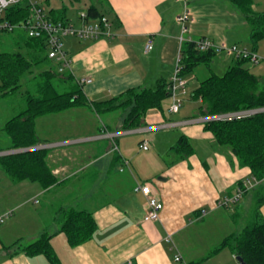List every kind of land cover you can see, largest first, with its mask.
Segmentation results:
<instances>
[{"label": "crops", "instance_id": "0c3cea01", "mask_svg": "<svg viewBox=\"0 0 264 264\" xmlns=\"http://www.w3.org/2000/svg\"><path fill=\"white\" fill-rule=\"evenodd\" d=\"M88 1L89 6L95 4L110 19L112 35L98 40L63 39L71 60L68 73L75 81L93 80L82 86L88 100L105 101L132 88L153 89L161 78L171 80L182 48L176 17L183 10V0ZM188 5L192 40L204 38L217 44L252 45L249 24L229 0H189ZM261 6L254 1L256 11L264 12ZM50 12L51 16L52 13L56 17L66 16L79 24V13L86 11L70 16L69 9L63 6L51 8ZM149 39L153 40L154 48L146 52ZM256 53L264 58V38ZM219 55L209 69L218 64L223 69L233 65L234 58L227 65ZM261 65L254 66H258V75L263 78ZM200 69L201 66L190 74L197 80L196 87H190V75L185 77L188 93L179 112H172L171 101L168 103L165 99L160 109L148 111L140 128L122 129L125 112L118 110L104 114L106 120L94 125L93 132L64 130L49 140L41 135L54 122L62 123L70 116L83 119L94 113L86 109V114L80 108L45 116L51 119L39 118L36 129L43 139L39 145L46 146L47 163L57 182L49 188L28 180L15 183L0 166V197L4 204L0 206V219L12 213L0 222V264H50L42 254L29 256L24 252L15 253L17 247L5 249L17 242L28 245L45 233L52 236L51 244L60 264H184L206 256L211 248L201 256L187 251L181 242L183 235L208 215L222 216L226 211L230 213L227 218H231L240 209L247 211L250 194L234 209L217 208V203L235 193L240 183L245 186L247 182L248 189L257 183L249 169L239 166L232 151L218 145L213 135L205 131V117L196 115L200 102L192 100V92L204 80H199ZM68 112L71 113L66 115ZM69 127L74 129V125ZM127 135H136L140 139L139 149L148 154L141 157L129 150L127 140L122 138ZM182 136L190 140L195 150V154L185 159H180L172 150ZM145 141L147 150L141 148ZM9 144L8 138L0 149ZM142 184L150 185L164 205L159 221L144 222L147 199L136 191ZM60 208L91 213L97 224L93 238L70 246L57 220ZM203 211L207 215L200 219ZM261 211L264 216V206ZM225 249L205 263L239 264L229 249L223 252ZM179 253L182 262L175 260Z\"/></svg>", "mask_w": 264, "mask_h": 264}, {"label": "trees", "instance_id": "16d2710c", "mask_svg": "<svg viewBox=\"0 0 264 264\" xmlns=\"http://www.w3.org/2000/svg\"><path fill=\"white\" fill-rule=\"evenodd\" d=\"M229 1L249 24L253 46L251 52H256L259 42L264 38V12L254 9L253 0ZM62 11L67 9L64 7ZM86 13L89 19L105 16L95 4H91ZM31 15V0H21L4 11V20L15 25L26 21ZM48 17L53 21L71 22L66 16L57 18L55 13L52 16L48 14ZM1 35L9 37L13 49L0 51V97L20 92L24 78L33 73L35 75L31 79L39 81V86L36 92L30 89L24 92L25 109L6 121L1 128L10 144L1 148L0 152L39 145L42 139L37 133L36 121L45 116L80 108L89 109L98 116L122 110L125 112L122 129L131 130L142 127L148 111L160 109L162 102L170 97V81L161 78L153 89L132 88L109 100L90 101L74 77L68 71L60 73L57 65L49 59L44 39L31 38L23 29L6 30ZM196 41L182 44L180 64L184 78L199 66L209 68L218 54L215 50L200 51ZM249 63L256 65L249 58L234 59L233 65L224 75H212L204 79L192 92V100L200 102L196 115L207 117L239 110L264 109V77L253 73L246 66ZM204 129L213 135L218 145L230 148L239 166L251 171L257 185L245 189L243 183L239 184L246 191L232 209L239 206L249 194L253 204L247 211L240 209L233 213L230 219L238 221L245 218V226L240 231L225 235L203 258L186 264L205 263L225 248L235 257H242L247 264H264V216L261 211L264 206V112L243 119L206 122ZM172 150L180 159L195 154L186 136H182ZM0 166L15 183L28 180L49 188L57 182V177L48 166L47 151L44 149L2 156ZM57 215L62 225L61 232L65 233L70 246L81 245L93 238L97 224L91 213L60 208ZM51 237L45 233L28 245L17 242L5 249L10 251L17 247L15 253L24 252L29 256L42 254L50 264H60Z\"/></svg>", "mask_w": 264, "mask_h": 264}, {"label": "built area", "instance_id": "2783aa9c", "mask_svg": "<svg viewBox=\"0 0 264 264\" xmlns=\"http://www.w3.org/2000/svg\"><path fill=\"white\" fill-rule=\"evenodd\" d=\"M21 0H0V34L6 30L12 31L14 29H23L27 32L28 36L31 38H42L45 40L47 45V54L51 61H53L58 68L60 73L65 71H69L71 60L64 49L63 39L67 37H74L77 39H89V40H98L101 38H106L111 36V28L112 23L110 19L106 16L97 18V19H89L88 14L86 12L79 13L78 17L80 20V24L77 26L74 22H62V21H53L48 17L46 13V8L40 6L37 3L31 2V10L32 15L29 19L19 24L11 25L7 21L4 20V11L14 5L17 4ZM184 6L183 10L176 17V22L180 25L181 28V44L185 42L193 41L191 37H189L192 26L190 20V9L188 5L189 0H183ZM197 47L200 51H208L215 50L219 53V51H223L229 57H233L234 59L245 58L258 64L260 62L259 57L256 52L248 51L247 49H240L237 45H228L226 43L217 44L210 39H199L196 41ZM154 48V43L152 39H149L146 45V52L151 51ZM181 56L179 54L177 58V64L174 71V75L170 80V98L173 101V104L170 110L174 113L180 111L182 104L184 102V98L188 93V81L182 77L181 75V64H180ZM92 79L90 78H82L77 79L76 82L80 86H84L86 84L92 83ZM264 112V109H247V110H239L228 113H222L212 116H207L204 118L205 122L210 121H231L236 119H243L250 116H253L257 113ZM46 146H34L27 149H18L13 151H7L0 153V157L10 154H16L25 151L32 150H42ZM141 148L144 150L148 149V143L145 141L142 143ZM249 182V181H248ZM245 189L247 187V182L244 184ZM136 191L141 192L147 199L148 209L146 215L144 216V222H155L160 220V213L162 212L164 205L160 201V199L153 194L150 185L142 184L139 185ZM246 190L238 187L235 193L230 196H226L222 198L217 203V208H225L232 209L235 204H237L243 197ZM12 213H6L1 219L0 222H4L6 218L11 216ZM207 215L206 212H202L200 215V219ZM175 260L178 262H182V255L176 254ZM186 264V263H184Z\"/></svg>", "mask_w": 264, "mask_h": 264}, {"label": "rangeland", "instance_id": "374dc122", "mask_svg": "<svg viewBox=\"0 0 264 264\" xmlns=\"http://www.w3.org/2000/svg\"><path fill=\"white\" fill-rule=\"evenodd\" d=\"M254 1L260 2L262 4L260 8L262 11H264V0H254ZM31 2L37 3L40 6L45 7L47 14L50 13L51 8H54V7L61 8L63 6H66L69 9L68 14L70 16H73L77 11H86L87 7L89 6L88 0H80V1H76V0H31ZM48 2L50 4H48ZM79 24H75V25L78 26ZM8 38H9L8 36H4V35L0 36V51H3V50L10 51L13 49V45H11V43L9 42L10 40ZM237 46L240 49L253 48L252 45L247 44L246 42H241ZM248 51H252V50H248ZM219 54H222V55H219ZM218 55H219L218 57L223 58V60H225L228 63L227 65H231V62H232L231 58L233 59V57H228V55H226V53H224L223 51H219ZM258 57H259L260 63H262L261 66H264V58L261 57L260 55H258ZM246 66L251 68L252 72L255 73L256 75L259 74V70L257 68L258 66H254L251 63L247 64ZM206 67L207 66H201V69L198 71V77H199V80L201 81L212 75L222 76L228 70V69H223L221 67V64L215 65L211 69L206 68ZM34 75L35 74L33 73L30 75V77L24 78L23 89L20 92L13 94V95L6 96V97H0V126H2L10 118L17 115L18 113H20L21 111L25 109L26 99L24 97V92L27 89H30L31 91L36 92L39 86V83H38L39 81L31 79L33 78ZM189 78L191 79L190 87L191 88L196 87L197 80L193 78V74L190 75ZM165 101L168 103H170L171 101V104H173V101L170 97L167 98ZM84 109L85 110H83V112L87 114L86 108ZM70 113L71 112H68V114L66 115H69ZM120 113H123V111L121 110ZM87 116L88 117H83V119H81L82 117L73 118L70 116L69 118H65V120H63L62 123L54 122L46 129L47 132H44V135L42 133L41 136L42 138L53 140L54 138H57L58 134H60L61 132H64V130L67 132L73 131V132H81V133H90L88 131L90 130L91 132H93L92 129L94 128V125L101 124L102 120H106L105 116L103 115L97 116L96 113H94L93 116L90 114H87ZM48 117H51V116H48ZM48 117H45V118L51 119ZM72 125H74L73 127L74 129H71V127H69ZM66 133H63V134H66ZM63 134L61 136H63ZM122 138L124 140H127L125 141L126 145H128L129 150H131L132 152L139 154V156L141 157H144L146 154H148V152H143L139 149L140 139L136 135L122 136ZM7 139L8 137L4 133H2L0 135V146H5ZM224 148L230 149L229 147H224ZM9 151H13V150H9ZM2 199L3 197L1 196L0 206L1 204L4 205L2 202ZM252 204L253 203H252V198H251L247 202L246 205L248 206V208H250ZM222 213H223L222 216L220 214L208 215L205 218V220L194 224L192 226V229H189V231L185 235H183L181 242L187 251H190V252L195 251L197 255L201 256L202 254H205L206 252L205 250H208L210 248L212 249L214 246H216L225 235L240 231L245 226L246 224L245 218L235 221V220H231L230 218H227V216L230 213H227L226 211ZM207 221L209 222L206 223ZM228 251H229L228 249H225L223 252L226 253ZM205 264H215V262H211V263L208 262Z\"/></svg>", "mask_w": 264, "mask_h": 264}, {"label": "water", "instance_id": "95a60500", "mask_svg": "<svg viewBox=\"0 0 264 264\" xmlns=\"http://www.w3.org/2000/svg\"><path fill=\"white\" fill-rule=\"evenodd\" d=\"M236 260L238 261L239 264H247L244 259L240 256L236 257Z\"/></svg>", "mask_w": 264, "mask_h": 264}]
</instances>
